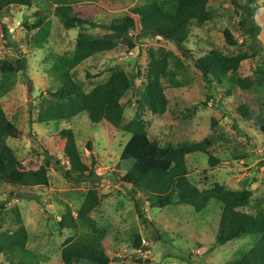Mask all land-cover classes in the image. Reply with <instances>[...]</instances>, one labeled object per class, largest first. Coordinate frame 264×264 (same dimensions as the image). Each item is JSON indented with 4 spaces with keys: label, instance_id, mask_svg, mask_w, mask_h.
<instances>
[{
    "label": "rangeland",
    "instance_id": "obj_1",
    "mask_svg": "<svg viewBox=\"0 0 264 264\" xmlns=\"http://www.w3.org/2000/svg\"><path fill=\"white\" fill-rule=\"evenodd\" d=\"M149 1L73 0L72 6L81 18L99 25ZM239 1L241 5H249V0ZM252 7L254 20L260 28L256 38L244 34L240 25L242 11L231 0H212L213 21L203 27H192V37L186 45L192 52L189 59L184 58L174 43L149 36L138 38L137 30L132 36L120 39L117 49L97 54L79 65L77 81L90 91L107 80L111 71H140L142 76L135 88L123 100L125 121L129 122L135 115L137 96L145 83L148 50L162 47L179 56L188 72L179 77L181 87L165 84L169 105L164 115L145 113L149 136L163 144L174 145L199 142L210 136L213 141L211 153L219 159V164L211 167L209 157L204 154L189 155L191 180L201 190L220 183L231 191L246 189L252 192L246 212L256 214L264 208V0H255ZM39 9L46 10L42 0H34L30 9L12 6L0 13V84L7 73H13L11 90L0 97V104L10 120L8 143L22 167L35 171L50 160L49 186L31 193L38 199H23L10 195L20 190L0 184V201L7 202L6 210L0 215L3 229L12 228L14 208H17L30 234L28 249L36 257L34 264H63V243L72 233L60 229L58 222L68 211L76 216L93 187L91 183L73 185L67 182L58 166L60 162V166L68 168L64 156L65 141L60 132L71 129L86 162L91 165V156L96 160L97 188L103 203L94 217L101 226L108 228L105 246L112 258L110 264L237 262L253 245L254 237L248 235L217 246L222 210L215 202L206 211L196 213L187 205L151 208V202L138 195L147 222L139 219L130 197L131 188L121 181L131 165L121 160L128 136L106 122L93 124L85 113L67 123L38 122L41 104L49 97V91L57 86L54 58L72 51L80 34V29L67 31L50 13L45 14L44 24L34 29L33 14ZM4 27L8 35L4 34ZM86 29V37L105 35L98 26ZM225 30L231 31L238 45L227 44L223 36ZM211 50L230 56H247L238 75L253 81L249 92L238 89L228 95L224 86L215 82L213 87L203 78L196 69V60ZM21 60L26 61L25 68L16 72ZM242 105L247 108L246 116L240 112ZM136 235L141 236L148 251L133 249Z\"/></svg>",
    "mask_w": 264,
    "mask_h": 264
},
{
    "label": "trees",
    "instance_id": "obj_2",
    "mask_svg": "<svg viewBox=\"0 0 264 264\" xmlns=\"http://www.w3.org/2000/svg\"><path fill=\"white\" fill-rule=\"evenodd\" d=\"M42 1L45 2L46 10L39 9L33 14L34 29L40 28L47 19L45 14L50 13L67 31L80 29V34L72 51L54 58L53 71L57 86L49 91V97L41 104L38 122L67 123L85 113L93 124L108 123L129 137L121 160L130 162L131 165L121 181L131 188V200L143 223L147 222V218L138 195L149 200L151 208L187 205L196 213L206 211L210 204L215 202L222 210L216 245L224 246L252 235L253 245L232 264H264V208L256 214L246 212L251 204L252 192L246 189L231 191L220 183L201 190L190 178L187 162L189 155L204 154L209 157L211 167L219 164V159L211 153L212 138L209 136L203 141L174 145L163 144L149 136L148 125L144 120L145 113L164 115L169 105L165 84L175 88L181 87L179 77L188 72L187 65L179 56L162 47L148 50L149 62L145 83L137 96L135 115L129 122L125 121L126 104L123 100L135 88L136 82L142 76L140 71H111L107 80L98 83L90 91H86L77 81L79 65L97 54L117 49L120 39L132 36L137 30L138 38L149 36L174 43L184 58L189 59L188 55L192 52L187 50L186 45L192 37V27H203L213 21L214 16L210 10L212 0H151L131 8L129 12L113 18L108 23L99 25L81 18L72 6L73 0ZM231 3L242 11L240 25L244 34L256 38L260 28L254 20L252 5L255 0H249V5H241L239 0H231ZM33 4L34 0H0V13L12 6L30 9ZM97 26L105 31L104 36L90 38L84 35L86 27ZM3 31L8 35L5 27ZM223 36L228 45H238L230 30H225ZM246 59V55L230 56L211 50L196 60V69L211 86H215V82L224 86L228 95L238 89L249 92L253 81L250 78L241 79L238 75L240 66ZM25 64L26 61L21 60L17 64L16 72L24 69ZM12 76L13 73H7L3 78L0 97L11 90ZM223 78L227 80L224 81ZM129 104H132L131 100ZM240 112L244 116L248 114L243 105ZM9 125L10 120L0 104V184L20 190L11 192L13 197L38 199L31 193L35 189L49 186L50 160L47 159L46 164L35 171L24 169L18 155L8 143ZM60 136L65 141L64 156L68 162V168L58 163L64 179L73 185H93L77 215L68 211L58 222L60 229L72 233L63 243L62 262L110 264L112 258L105 246L108 228L101 226L94 217L103 203V196L97 188L99 176L95 169L96 160L91 156V165L86 162L71 129L62 130ZM88 147L91 149L90 143ZM6 208L7 202L0 201V215ZM14 209L16 212L12 228L3 229L0 223V264H34L36 257L28 249L30 234L18 209ZM132 247L134 250L148 251L147 247L143 246L140 235L135 236Z\"/></svg>",
    "mask_w": 264,
    "mask_h": 264
}]
</instances>
